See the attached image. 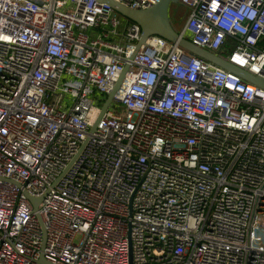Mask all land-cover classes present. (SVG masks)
I'll use <instances>...</instances> for the list:
<instances>
[{
    "label": "built area",
    "instance_id": "1",
    "mask_svg": "<svg viewBox=\"0 0 264 264\" xmlns=\"http://www.w3.org/2000/svg\"><path fill=\"white\" fill-rule=\"evenodd\" d=\"M177 1L264 79V0ZM122 17L0 0V264H264V88Z\"/></svg>",
    "mask_w": 264,
    "mask_h": 264
},
{
    "label": "water",
    "instance_id": "2",
    "mask_svg": "<svg viewBox=\"0 0 264 264\" xmlns=\"http://www.w3.org/2000/svg\"><path fill=\"white\" fill-rule=\"evenodd\" d=\"M100 1L109 3L118 13H120L127 19L138 23L141 26L142 38L140 44L144 43L147 37L150 35L162 36L169 41L178 42L180 46L188 50L190 53L202 57L208 61H211L227 70L235 72L244 79L264 88V79L262 77L246 71L242 67L229 62L227 59L219 56L218 54L207 49L201 48L193 44L187 38L181 36V33L176 30V27L174 26L169 13L170 3L172 1L177 0H161L158 4L145 10H132L114 0ZM124 76L125 71L121 74L113 91L108 95V98L102 107L101 114H103L105 110L109 107V104L111 103L115 92L120 88L124 80ZM31 200L35 203V206L37 207L39 200L35 198H31ZM41 263L52 264L43 258L41 259Z\"/></svg>",
    "mask_w": 264,
    "mask_h": 264
},
{
    "label": "rangeland",
    "instance_id": "3",
    "mask_svg": "<svg viewBox=\"0 0 264 264\" xmlns=\"http://www.w3.org/2000/svg\"><path fill=\"white\" fill-rule=\"evenodd\" d=\"M169 13H170V17L175 22L176 30L178 32H181L183 30L187 20H188L190 13H191L190 8L187 5L182 4L179 1H172L169 5ZM122 18L125 20H128L124 16ZM234 47H235V42H233L229 46H226L224 48L225 55H228L234 49ZM262 47L264 48V41L262 42Z\"/></svg>",
    "mask_w": 264,
    "mask_h": 264
},
{
    "label": "flooded vegetation",
    "instance_id": "4",
    "mask_svg": "<svg viewBox=\"0 0 264 264\" xmlns=\"http://www.w3.org/2000/svg\"><path fill=\"white\" fill-rule=\"evenodd\" d=\"M171 20H172V22H173L174 26L176 27L174 20H173L172 18H171Z\"/></svg>",
    "mask_w": 264,
    "mask_h": 264
},
{
    "label": "trees",
    "instance_id": "5",
    "mask_svg": "<svg viewBox=\"0 0 264 264\" xmlns=\"http://www.w3.org/2000/svg\"><path fill=\"white\" fill-rule=\"evenodd\" d=\"M129 20V19H128ZM129 21H131V20H129Z\"/></svg>",
    "mask_w": 264,
    "mask_h": 264
}]
</instances>
